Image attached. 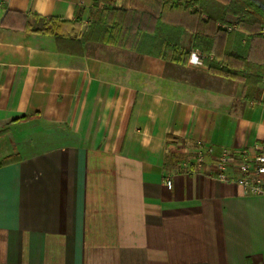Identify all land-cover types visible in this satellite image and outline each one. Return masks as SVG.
Segmentation results:
<instances>
[{
    "label": "crops",
    "instance_id": "1",
    "mask_svg": "<svg viewBox=\"0 0 264 264\" xmlns=\"http://www.w3.org/2000/svg\"><path fill=\"white\" fill-rule=\"evenodd\" d=\"M105 2L0 0V163L19 156L0 165V264H264V195L215 174L225 150L264 151V79L185 61L191 28L168 59L79 41ZM228 21L218 54L264 64Z\"/></svg>",
    "mask_w": 264,
    "mask_h": 264
},
{
    "label": "trees",
    "instance_id": "2",
    "mask_svg": "<svg viewBox=\"0 0 264 264\" xmlns=\"http://www.w3.org/2000/svg\"><path fill=\"white\" fill-rule=\"evenodd\" d=\"M99 1L95 0V5H98ZM198 2V7H195L193 0H187L184 4L176 3L174 0H131V7L123 9L107 0L103 7L92 10V21L79 41L107 42L124 48L152 52L168 59L180 48L186 28H191L194 31L193 48L185 53V61L193 49H200L214 55V58L206 61L210 72L225 77L244 78L247 83L249 80L253 84L261 82L264 79L263 63L255 59L242 58L231 50L220 56L217 45L220 38L230 34L228 29L222 26L230 23L229 15L236 17L237 28L248 32L254 44H264V0ZM177 12L187 16L189 21L175 22L168 18V15ZM5 21L6 17L2 20L1 26L6 24ZM204 25L211 27L214 32L202 30ZM47 26L48 21L43 29L48 32ZM26 27H30L28 22ZM57 42L60 45L58 37ZM135 43L139 46H134ZM245 96L248 97L249 94ZM17 160L19 156L14 154L4 159L0 165Z\"/></svg>",
    "mask_w": 264,
    "mask_h": 264
},
{
    "label": "built area",
    "instance_id": "3",
    "mask_svg": "<svg viewBox=\"0 0 264 264\" xmlns=\"http://www.w3.org/2000/svg\"><path fill=\"white\" fill-rule=\"evenodd\" d=\"M206 55L200 49H193L190 53V62L195 65L204 63ZM198 155L194 163L199 169L204 163V153L213 152L211 147L205 145L202 140L198 141ZM189 165V170L191 169ZM216 176L225 182H233L251 195H264V151L248 155L246 152L223 151L216 159ZM171 180L168 185L171 186Z\"/></svg>",
    "mask_w": 264,
    "mask_h": 264
}]
</instances>
